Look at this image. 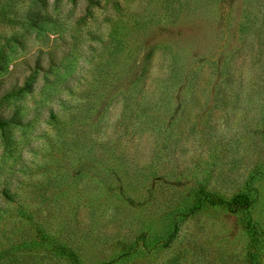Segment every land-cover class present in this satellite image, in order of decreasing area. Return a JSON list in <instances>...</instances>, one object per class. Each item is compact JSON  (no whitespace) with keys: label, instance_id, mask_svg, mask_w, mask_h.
<instances>
[{"label":"rangeland","instance_id":"374dc122","mask_svg":"<svg viewBox=\"0 0 264 264\" xmlns=\"http://www.w3.org/2000/svg\"><path fill=\"white\" fill-rule=\"evenodd\" d=\"M0 264H264V0H0Z\"/></svg>","mask_w":264,"mask_h":264},{"label":"trees","instance_id":"16d2710c","mask_svg":"<svg viewBox=\"0 0 264 264\" xmlns=\"http://www.w3.org/2000/svg\"><path fill=\"white\" fill-rule=\"evenodd\" d=\"M117 41H119L118 37H117ZM198 193L200 195V199H199L200 203H204V204L211 206V207H226V208L232 209V210L245 211L250 207V205L252 203L251 200L247 199L246 195L233 197L230 200H225V199H221L219 197L212 196V195L208 194L207 192H204L201 190H199ZM197 208H198V206L190 205L188 203L182 204L180 209H179V212H178L180 215V219L184 218L188 214H191ZM171 237L172 236H170V238L165 241V244H167L170 241Z\"/></svg>","mask_w":264,"mask_h":264}]
</instances>
